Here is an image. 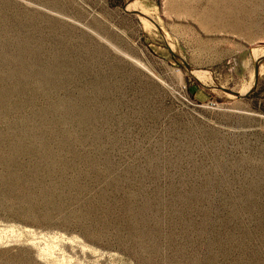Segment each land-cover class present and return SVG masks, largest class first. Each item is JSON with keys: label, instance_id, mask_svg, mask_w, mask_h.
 <instances>
[{"label": "rangeland", "instance_id": "374dc122", "mask_svg": "<svg viewBox=\"0 0 264 264\" xmlns=\"http://www.w3.org/2000/svg\"><path fill=\"white\" fill-rule=\"evenodd\" d=\"M0 264H264V0H0Z\"/></svg>", "mask_w": 264, "mask_h": 264}]
</instances>
